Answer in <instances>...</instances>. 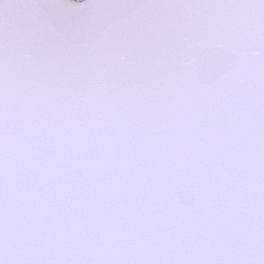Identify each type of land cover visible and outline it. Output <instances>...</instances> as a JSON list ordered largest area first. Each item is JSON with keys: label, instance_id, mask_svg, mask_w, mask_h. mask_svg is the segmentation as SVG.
<instances>
[{"label": "snow or ice", "instance_id": "1", "mask_svg": "<svg viewBox=\"0 0 264 264\" xmlns=\"http://www.w3.org/2000/svg\"><path fill=\"white\" fill-rule=\"evenodd\" d=\"M0 264H264V0H0Z\"/></svg>", "mask_w": 264, "mask_h": 264}]
</instances>
